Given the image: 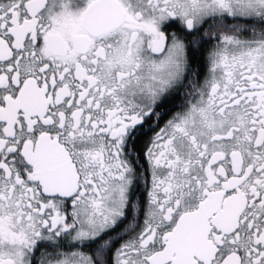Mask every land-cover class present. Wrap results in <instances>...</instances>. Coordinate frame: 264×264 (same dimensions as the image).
<instances>
[{"label":"snow or ice","instance_id":"6c2138e0","mask_svg":"<svg viewBox=\"0 0 264 264\" xmlns=\"http://www.w3.org/2000/svg\"><path fill=\"white\" fill-rule=\"evenodd\" d=\"M0 264H264V0H0Z\"/></svg>","mask_w":264,"mask_h":264}]
</instances>
